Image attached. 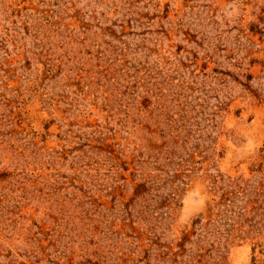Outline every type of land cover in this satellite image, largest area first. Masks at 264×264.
Instances as JSON below:
<instances>
[{
  "label": "rangeland",
  "instance_id": "374dc122",
  "mask_svg": "<svg viewBox=\"0 0 264 264\" xmlns=\"http://www.w3.org/2000/svg\"><path fill=\"white\" fill-rule=\"evenodd\" d=\"M0 264H264V0H0Z\"/></svg>",
  "mask_w": 264,
  "mask_h": 264
}]
</instances>
